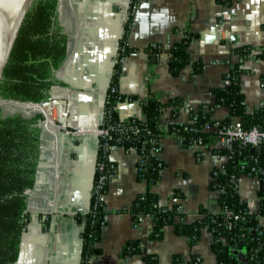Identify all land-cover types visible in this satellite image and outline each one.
Instances as JSON below:
<instances>
[{
	"label": "crops",
	"instance_id": "crops-1",
	"mask_svg": "<svg viewBox=\"0 0 264 264\" xmlns=\"http://www.w3.org/2000/svg\"><path fill=\"white\" fill-rule=\"evenodd\" d=\"M128 3L58 1L56 24L67 35V49L63 65L55 74L64 85L54 90L52 97L68 100L71 107L67 122L58 106L42 114L39 159L35 183L28 193V225L17 264H81L82 225L77 223V216L84 218L89 209L98 130ZM184 32L197 36V40L188 46L190 63L172 75L169 50ZM211 33L217 34L215 41ZM127 45L135 51L121 65L118 93L124 100L115 111L122 120H143L142 108L147 101L166 105L159 117V156L164 168L159 181L147 187L137 180L138 155L134 150H117L109 156L116 169L103 196L105 224L96 244L100 253L89 257V263H139V257L129 261L122 258L125 246L138 242L145 254L157 258L156 264H171L173 256H181L185 264L189 255H197L200 264H215L208 232H203L192 248L172 226L163 228L161 240L151 241V220L135 228L128 211L136 197L146 191L155 194L164 207L179 206L185 223L202 218L199 208L219 211L214 202L217 194L209 189L213 155L219 144L194 147L180 138L173 129L186 125L188 116L182 108L175 110L167 105L180 99L196 109L212 106L210 89L220 87L223 76L238 65L245 70L240 76L245 112L252 114L264 107V60L254 59L264 48V0H230L227 6L218 0H144L132 17ZM243 46L251 51L246 59L233 52ZM196 62L204 66L199 74L192 72ZM29 113L25 117L40 112ZM211 119L215 123L239 121L229 116L227 108L213 110ZM237 185L239 197L246 201L257 198L263 187L249 177L239 178Z\"/></svg>",
	"mask_w": 264,
	"mask_h": 264
},
{
	"label": "trees",
	"instance_id": "trees-1",
	"mask_svg": "<svg viewBox=\"0 0 264 264\" xmlns=\"http://www.w3.org/2000/svg\"><path fill=\"white\" fill-rule=\"evenodd\" d=\"M59 0H34L21 25L11 54L4 67L0 80V98L20 103L43 104L50 100L52 92L63 87L56 77V72L62 67L66 56L67 35L56 24ZM223 5H229L230 0H218ZM128 20L123 26V36L119 40L116 60L127 57L135 50L127 45L129 24L132 16L128 11ZM197 36L184 32L181 40L170 48L169 70L177 75L189 62L188 46L196 41ZM123 50V51H122ZM233 52L242 59L251 56L249 47H240ZM255 60H264L263 51L254 56ZM203 64H192V72L199 74ZM121 65L113 66L111 81L106 93L105 106L101 128H107L106 136H98V151L94 177L90 190L89 209L84 218L77 216V223L82 225L81 264H90L89 257L99 254L96 247L101 230L105 224L104 203L100 196L105 195L109 181L115 174V163L104 154V144L117 145L125 152L134 150L144 151L149 157L148 140L150 134L160 135L159 117L166 105L155 100L143 104L144 119L127 118L120 121L115 108L117 103L124 100L118 93V77ZM245 73L238 65L232 67L224 76L223 82L228 85L211 88L214 96L212 106H199L189 118H195L189 124L190 131L182 127L174 128L180 138L186 139L191 145L210 147L219 140L213 131L204 130L205 125H213L211 112L217 108H227L230 117H238L241 126L264 128V108L261 107L252 114H247L244 107V96L240 91V76ZM111 88L117 90L111 93ZM183 105L180 99H174L167 106L178 109ZM109 112V115L107 114ZM44 120L41 113L25 117L20 113L3 114L0 108V264H17L21 238L28 225L27 199L30 189L35 183V175L39 159L40 129L39 124ZM134 120V122H131ZM230 119L218 122L219 126L228 125ZM185 126V125H184ZM172 130V131H173ZM218 154L229 156L224 162L223 171L212 174L209 189L217 194L215 205L219 211L230 212L224 219L223 214L211 213L199 208V218L191 223H185L180 207L173 205L169 208H158V198L146 191L138 195L128 211L133 220L135 216L150 214L152 224L149 239L159 241L163 237V228L172 226L177 235L185 237L189 246L194 247L203 232L211 235L210 249L215 257V264H264V142L256 148L238 145L231 151L221 148L215 150ZM103 163V174L107 176L105 186L98 189L97 180L100 176L97 165ZM258 167L256 177L261 186L257 193L254 208L248 206L237 192V180L241 177H255L252 167ZM144 170L137 173V180L147 187L155 185L162 169L156 168L154 158L144 164ZM111 176V177H110ZM174 197H178L175 193ZM239 216L234 219L233 216ZM227 222L231 224L228 226ZM139 257L136 264H156L157 258L145 254L138 242H129L123 252L125 261ZM189 262L200 264L197 255H189ZM181 256H173L171 264H182ZM133 264V263H132Z\"/></svg>",
	"mask_w": 264,
	"mask_h": 264
},
{
	"label": "built area",
	"instance_id": "built-area-1",
	"mask_svg": "<svg viewBox=\"0 0 264 264\" xmlns=\"http://www.w3.org/2000/svg\"><path fill=\"white\" fill-rule=\"evenodd\" d=\"M142 1H144V0H129L128 6H127V14H126L125 23L128 20V14H129L128 11H130L131 16L133 17L134 13L136 12L138 5ZM131 25H132V22L129 24V28L131 27ZM122 36H123V32L121 34L120 40H121ZM153 47H154V49H158L157 46H153ZM166 47H168V44L166 45ZM124 60H125V57L120 58L118 61L115 58L114 64L118 63V64L122 65ZM223 84L228 85V81H224ZM116 92H117V90L115 88H111V93H116ZM181 108L183 109V111L188 116V122L185 126L182 127V130L184 132L190 131V129L188 128V125L193 124L195 122V118H189V117L191 116V114L193 112H196L197 109L195 107L191 106V104H189L188 102H183V105ZM205 110L209 111V112L213 111V109L208 108V107H206ZM107 114L109 115V112ZM132 119L135 120V118H132ZM134 120H132L131 122H134ZM120 121H122V119H120ZM108 129H110V127L103 129L100 126V128L98 130V136H106V134L108 133ZM204 130H208V131L214 130L213 132L215 134H217V137L219 138V140H218L219 148H221L225 151H231L233 149V147H232L233 142H237L238 145H241V146H249L250 148H256L262 142H264V128L263 129L251 128L249 130H246L241 126L240 121L230 122L228 125H223V126H219L218 123H215L213 125H205ZM149 134H150V139L148 140V142H149L150 148L148 149V153L150 154L151 157H149L144 151H142L141 153L136 152L138 155V161H137V166H136L137 173H140L144 170V168H145L144 164H146L149 161V159H151V158L155 159L156 168L161 170L163 167V161L161 160V158L159 156L160 151H161L160 146H159V136L160 135H155L152 133H149ZM192 146L195 147V146H200V145H197V143L196 144L194 143V144H192ZM103 150H104V154H106V156H108V159H109V156L113 152H115L117 150H123V149L119 148L117 145L104 144ZM229 158H230L229 156H224V155L218 154V152H215V154L213 155L214 168H213L212 174H214V172H217V171H223L224 162H226ZM97 169H98L99 174H100V176L97 180L98 181L97 182L98 189H100L101 187L105 186V181L107 179V176H105L103 174V169H104L103 163L98 164ZM251 172L255 173V177H251V178L257 179L256 173L259 172V168L254 166L251 168ZM103 196L104 195L100 196L102 201H103ZM247 202H248V206H254L257 202V198L250 199ZM158 208L162 209L165 207L163 205H161L160 203H158ZM178 210L181 212L180 208ZM216 213L223 214L224 219H227V217H229L231 215V213L227 212V211H218ZM233 218L239 219V216L234 215ZM146 220H151V222H152V217L150 214L135 216V219L133 220V225L135 228H139L145 224ZM227 224L229 226L231 223L227 222ZM186 261L187 262L185 264H194V263L189 262V258Z\"/></svg>",
	"mask_w": 264,
	"mask_h": 264
},
{
	"label": "water",
	"instance_id": "water-1",
	"mask_svg": "<svg viewBox=\"0 0 264 264\" xmlns=\"http://www.w3.org/2000/svg\"><path fill=\"white\" fill-rule=\"evenodd\" d=\"M34 0H0V80L3 70L13 45L24 21V18L30 9ZM215 33H211L210 37L216 40ZM0 105L11 106L24 110H36L45 116V109L54 106L62 108L63 121L67 122L71 103L68 100H50L43 104L20 103L15 101L4 100L0 98ZM238 143L233 142L232 147L237 148Z\"/></svg>",
	"mask_w": 264,
	"mask_h": 264
},
{
	"label": "rangeland",
	"instance_id": "rangeland-1",
	"mask_svg": "<svg viewBox=\"0 0 264 264\" xmlns=\"http://www.w3.org/2000/svg\"><path fill=\"white\" fill-rule=\"evenodd\" d=\"M0 108L3 112V114H5V115L20 113L23 116H27L28 114H30L29 112L33 111V110H24V109L15 108V107L6 106V105H0Z\"/></svg>",
	"mask_w": 264,
	"mask_h": 264
}]
</instances>
